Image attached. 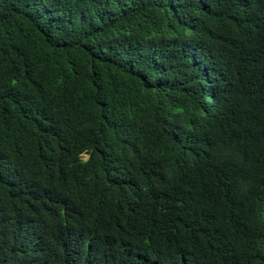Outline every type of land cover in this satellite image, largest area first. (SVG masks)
<instances>
[{"label":"trees","instance_id":"obj_1","mask_svg":"<svg viewBox=\"0 0 264 264\" xmlns=\"http://www.w3.org/2000/svg\"><path fill=\"white\" fill-rule=\"evenodd\" d=\"M0 264H264V0H0Z\"/></svg>","mask_w":264,"mask_h":264},{"label":"clouds","instance_id":"obj_2","mask_svg":"<svg viewBox=\"0 0 264 264\" xmlns=\"http://www.w3.org/2000/svg\"><path fill=\"white\" fill-rule=\"evenodd\" d=\"M84 157H86V159H87V156H84ZM85 159V158H84Z\"/></svg>","mask_w":264,"mask_h":264},{"label":"rangeland","instance_id":"obj_3","mask_svg":"<svg viewBox=\"0 0 264 264\" xmlns=\"http://www.w3.org/2000/svg\"><path fill=\"white\" fill-rule=\"evenodd\" d=\"M86 159V157H84Z\"/></svg>","mask_w":264,"mask_h":264}]
</instances>
